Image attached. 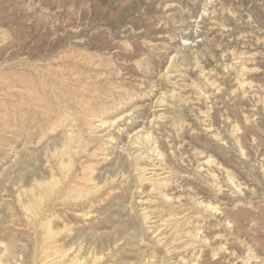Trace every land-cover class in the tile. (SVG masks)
Wrapping results in <instances>:
<instances>
[{"label":"rangeland","instance_id":"obj_1","mask_svg":"<svg viewBox=\"0 0 264 264\" xmlns=\"http://www.w3.org/2000/svg\"><path fill=\"white\" fill-rule=\"evenodd\" d=\"M0 264H264V0H0Z\"/></svg>","mask_w":264,"mask_h":264},{"label":"bare ground","instance_id":"obj_2","mask_svg":"<svg viewBox=\"0 0 264 264\" xmlns=\"http://www.w3.org/2000/svg\"><path fill=\"white\" fill-rule=\"evenodd\" d=\"M242 67V66H241ZM173 77V76H172ZM200 90V89H199ZM172 96V95H171ZM162 101V100H161ZM160 105V104H159ZM102 125H104V122H101V124H100V126H102ZM99 126V125H98ZM99 126V127H100ZM94 127V126H93ZM67 129V128H66ZM106 131V130H105ZM67 136V135H66ZM66 139V138H65ZM71 139V138H70ZM142 139V138H141ZM144 139V138H143ZM133 148H135V150L137 151V150H139L136 154H135V156L136 157H138V156H141V157H149L148 156V154H152V153H149L146 149H145V146L143 145V144H141L140 142L139 143H137V144H134V146H133ZM155 154V153H154ZM155 157V156H154ZM150 166H141V167H143L142 168V170H140L141 172H142V178L141 179H148L149 177L148 176H145L144 177V175L146 174V173H150L151 171H150V169H157L158 167H156L155 166V163H150L149 164ZM140 168V167H139ZM140 173V172H139ZM152 173H154V172H152ZM155 174V173H154ZM150 183L152 182V181H149ZM149 183V184H150Z\"/></svg>","mask_w":264,"mask_h":264}]
</instances>
